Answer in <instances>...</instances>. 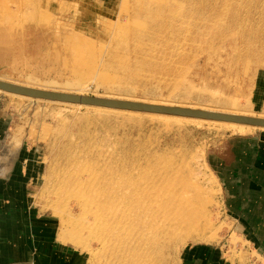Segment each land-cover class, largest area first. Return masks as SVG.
<instances>
[{
    "label": "rangeland",
    "instance_id": "obj_1",
    "mask_svg": "<svg viewBox=\"0 0 264 264\" xmlns=\"http://www.w3.org/2000/svg\"><path fill=\"white\" fill-rule=\"evenodd\" d=\"M0 75L262 115L264 0H0ZM125 113L0 90V174L18 185L4 202H30L52 219L53 238L77 264H108L98 237L114 227L98 225V202H109L108 214L120 191L130 202H165L161 180L177 169L182 207L194 203L202 230L181 239L167 264H208L214 250L263 264L230 208L255 193L236 184L232 168L239 152L264 154V129L239 134ZM64 220L88 248L61 239L71 235Z\"/></svg>",
    "mask_w": 264,
    "mask_h": 264
},
{
    "label": "bare ground",
    "instance_id": "obj_2",
    "mask_svg": "<svg viewBox=\"0 0 264 264\" xmlns=\"http://www.w3.org/2000/svg\"><path fill=\"white\" fill-rule=\"evenodd\" d=\"M0 80L18 84L22 86L32 87L36 89L54 91V92H65V93H74L87 95L82 90L76 89L75 92H69L67 89H62L54 86H41L37 85L31 81H19L13 80L7 76L0 75ZM9 93H13L19 96H28L29 95L19 94L15 92H10L3 90ZM94 96L104 97V98H114L122 100H132L139 102H146L151 104H161L169 106H181L187 108H196L213 112H223L230 114H241L247 116H256L264 118V114L255 115L253 111L250 110H231L222 107H211V106H201L195 104H178L167 101L151 100L143 97H124L117 94H96ZM35 99H45L52 100L41 97H34ZM58 101V100H52ZM67 102L70 104H80L77 102ZM84 105V104H83ZM87 106V104H86ZM95 108H105L106 110H116L119 113L127 114L128 116L137 117V115L145 114L152 119L157 118L166 124L173 122H188L192 124H201L203 122H213L222 126V129L232 131L234 133L246 134L253 131L255 128H263L264 126H256L242 122L228 121V120H217V119H207L200 117H190L182 116L176 114H167L161 112H149V111H137L130 109H120L112 108L106 106L90 105ZM255 113V112H254ZM260 114V113H258ZM167 173L160 184H164L165 190L168 191L165 202H130V196L123 191H120L117 194L118 202L115 203L113 212L108 214V203L109 202H98L97 206L99 211L95 214L98 225L103 228L105 225L111 224L114 229L108 234L107 238L103 236L98 237L100 243V250L105 252V256L102 258L108 264H167L168 261L172 258L174 260V252L178 242L184 237L191 236L192 234L196 235L200 233L199 227L194 226V203L187 202L189 207L183 208L184 200L183 196L177 192V182L178 177L172 178L173 174ZM181 179V178H179ZM181 183V182H180ZM62 211L63 210H59ZM85 211V210H84ZM82 212V211H81ZM54 213H57L54 211ZM58 214V213H57ZM194 214V215H193ZM61 215V214H60ZM81 215V214H80ZM63 217V215H61ZM64 219V218H63ZM64 226L62 231L69 230V223L67 220H64ZM202 227V226H201ZM73 230V229H72ZM70 231V230H69ZM68 232V231H67ZM114 232L111 236L110 234ZM64 238H61L64 242H68L76 247H81L82 249L88 248L87 245H84L80 242H76L74 231H70ZM67 234V233H66ZM101 234V233H100ZM102 234H107L103 232ZM80 248V249H81ZM93 252V251H92ZM101 258V259H102ZM174 264V263H173Z\"/></svg>",
    "mask_w": 264,
    "mask_h": 264
},
{
    "label": "crops",
    "instance_id": "obj_3",
    "mask_svg": "<svg viewBox=\"0 0 264 264\" xmlns=\"http://www.w3.org/2000/svg\"><path fill=\"white\" fill-rule=\"evenodd\" d=\"M250 155L255 162L241 167V162ZM263 157L262 152H239L236 157L238 165L232 168L234 175H237L235 183L240 187H253L255 193L245 195L244 198L251 199L237 202L236 208H230V212L241 224L240 227L245 228V237L255 242L254 246L264 259V167L256 166L257 161L262 163L259 161ZM242 176L246 177L245 180ZM16 187L15 181H6L3 172L0 174V264H77L79 258L74 261V251L53 238L52 219L44 214L36 215L30 202H15L10 196L4 202L5 190L15 191ZM222 253L215 250L210 253L213 257L208 264H237L228 261Z\"/></svg>",
    "mask_w": 264,
    "mask_h": 264
},
{
    "label": "water",
    "instance_id": "obj_4",
    "mask_svg": "<svg viewBox=\"0 0 264 264\" xmlns=\"http://www.w3.org/2000/svg\"><path fill=\"white\" fill-rule=\"evenodd\" d=\"M0 88L10 92L41 97L58 101L77 102L87 105H98L120 109H130L137 111L161 112L167 114H176L190 117H200L207 119L228 120L247 123L256 126H264V118L256 116H247L241 114H230L223 112H213L196 108H187L181 106H169L161 104H151L146 102L122 100L114 98L97 97L94 95H81L65 92H54L22 86L0 80Z\"/></svg>",
    "mask_w": 264,
    "mask_h": 264
}]
</instances>
